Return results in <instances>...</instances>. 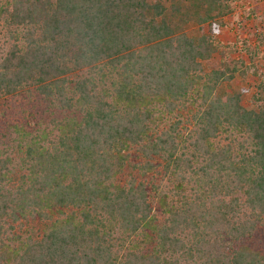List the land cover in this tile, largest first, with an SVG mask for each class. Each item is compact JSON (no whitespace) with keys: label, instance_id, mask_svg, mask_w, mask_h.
Returning a JSON list of instances; mask_svg holds the SVG:
<instances>
[{"label":"trees","instance_id":"obj_1","mask_svg":"<svg viewBox=\"0 0 264 264\" xmlns=\"http://www.w3.org/2000/svg\"><path fill=\"white\" fill-rule=\"evenodd\" d=\"M230 11L0 0V264H264V79L205 69Z\"/></svg>","mask_w":264,"mask_h":264},{"label":"rangeland","instance_id":"obj_2","mask_svg":"<svg viewBox=\"0 0 264 264\" xmlns=\"http://www.w3.org/2000/svg\"><path fill=\"white\" fill-rule=\"evenodd\" d=\"M223 21L224 25L215 36L219 42L218 51L206 63L205 69L219 67L223 62L234 63L239 67L238 71L230 81H223L216 93L222 95L231 94L233 90H243L242 104L254 107L251 96L256 91L255 85L259 78L264 79V0H231V11L223 17ZM196 28L197 25L190 22L186 30L194 33ZM0 38L6 40L1 35ZM249 52L253 63L258 67L256 74L247 67L251 64ZM243 71L244 74L241 73ZM6 102L10 104L8 100ZM5 108V100L0 99V116ZM18 108L17 105L14 108L13 105L9 106L12 112ZM0 122L3 123L1 119ZM0 138L3 141L1 136ZM42 227L43 225L28 223L24 229L26 233L36 237Z\"/></svg>","mask_w":264,"mask_h":264}]
</instances>
